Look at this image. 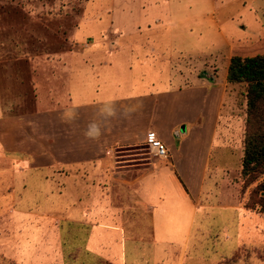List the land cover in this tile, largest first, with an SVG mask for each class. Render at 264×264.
I'll return each instance as SVG.
<instances>
[{"label": "crops", "instance_id": "crops-1", "mask_svg": "<svg viewBox=\"0 0 264 264\" xmlns=\"http://www.w3.org/2000/svg\"><path fill=\"white\" fill-rule=\"evenodd\" d=\"M121 36L108 29L93 42L75 44L65 93L41 95L36 110L4 115L0 101V165L12 164L6 185L14 205L10 217L0 212L1 260L192 264L187 251L196 215L204 219L201 197L210 188L212 151L216 141L222 150L231 135L229 114L222 112L232 55L221 72L213 61L211 72L198 76L170 55L165 69L148 53L112 56ZM163 71L168 77L160 87ZM100 77L110 92L72 95L73 80L86 87L87 78ZM150 132L166 147L167 159L147 147ZM52 212L57 227L50 232Z\"/></svg>", "mask_w": 264, "mask_h": 264}, {"label": "rangeland", "instance_id": "rangeland-1", "mask_svg": "<svg viewBox=\"0 0 264 264\" xmlns=\"http://www.w3.org/2000/svg\"><path fill=\"white\" fill-rule=\"evenodd\" d=\"M157 19L161 20L160 25L156 24ZM138 21L139 30L135 27ZM125 22L128 25L124 28L118 27V23ZM216 24L220 37L215 36ZM40 25L52 32L57 29V37L42 35L35 28ZM108 29L115 35H124L112 56L148 53L155 56L153 63L165 69L170 55L172 62L186 61L187 70L193 75L204 76L206 69L211 72L215 67L210 68L213 61L221 72L228 55L264 51V0H0L3 114L36 110L37 100L48 92L64 94L68 57L73 49H78L75 44L93 42L105 36ZM166 77L163 71L160 87ZM74 80V97L79 91L88 97L110 92L105 90L104 77L93 83L87 78L86 87L76 85ZM111 86L120 93V87ZM141 86L146 89L145 84ZM242 92L243 86H228L222 114H229L225 127L231 135L223 139L222 150L216 141L212 151L206 178L210 188L201 197L204 219L200 213L196 215L187 251L192 264H264V213L245 205L256 182L246 185L241 177L245 120ZM11 166L0 165V212L6 218L14 208L8 201L10 185H6L12 175ZM50 215L51 232L57 227V220L53 212ZM36 260H41L40 253ZM54 260L55 256H51L46 264H56ZM0 264L23 262L0 259Z\"/></svg>", "mask_w": 264, "mask_h": 264}, {"label": "trees", "instance_id": "trees-1", "mask_svg": "<svg viewBox=\"0 0 264 264\" xmlns=\"http://www.w3.org/2000/svg\"><path fill=\"white\" fill-rule=\"evenodd\" d=\"M35 27V26H34ZM42 35L57 37L59 33L46 26L35 27ZM30 31H35L31 28ZM62 34L65 36L66 31ZM226 81L243 86L245 106L241 177L246 185L256 182L247 208L264 213V51L241 55L234 53L227 67ZM56 263V260H54Z\"/></svg>", "mask_w": 264, "mask_h": 264}, {"label": "built area", "instance_id": "built-area-1", "mask_svg": "<svg viewBox=\"0 0 264 264\" xmlns=\"http://www.w3.org/2000/svg\"><path fill=\"white\" fill-rule=\"evenodd\" d=\"M146 143H147V147L156 157H159L161 159L168 158V152L166 147L160 140L154 137L153 133L151 132L149 133V137Z\"/></svg>", "mask_w": 264, "mask_h": 264}, {"label": "clouds", "instance_id": "clouds-1", "mask_svg": "<svg viewBox=\"0 0 264 264\" xmlns=\"http://www.w3.org/2000/svg\"><path fill=\"white\" fill-rule=\"evenodd\" d=\"M91 127V126H90Z\"/></svg>", "mask_w": 264, "mask_h": 264}]
</instances>
